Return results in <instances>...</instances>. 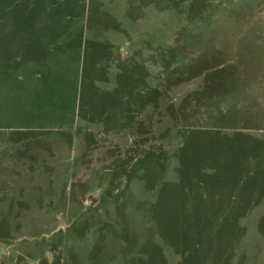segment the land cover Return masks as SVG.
Segmentation results:
<instances>
[{
	"label": "rangeland",
	"instance_id": "obj_1",
	"mask_svg": "<svg viewBox=\"0 0 264 264\" xmlns=\"http://www.w3.org/2000/svg\"><path fill=\"white\" fill-rule=\"evenodd\" d=\"M0 264H264V0H0Z\"/></svg>",
	"mask_w": 264,
	"mask_h": 264
}]
</instances>
